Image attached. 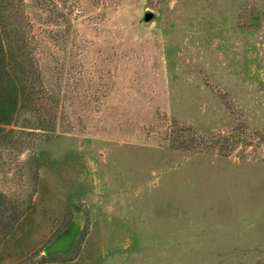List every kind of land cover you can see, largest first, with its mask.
<instances>
[{"label":"rangeland","instance_id":"rangeland-1","mask_svg":"<svg viewBox=\"0 0 264 264\" xmlns=\"http://www.w3.org/2000/svg\"><path fill=\"white\" fill-rule=\"evenodd\" d=\"M0 21L39 65L28 142L0 150V264H264V0Z\"/></svg>","mask_w":264,"mask_h":264},{"label":"trees","instance_id":"trees-1","mask_svg":"<svg viewBox=\"0 0 264 264\" xmlns=\"http://www.w3.org/2000/svg\"><path fill=\"white\" fill-rule=\"evenodd\" d=\"M6 26L0 21V150L18 152L28 142L30 120H35L26 114L39 111L32 101L39 65L27 49V38Z\"/></svg>","mask_w":264,"mask_h":264},{"label":"water","instance_id":"water-1","mask_svg":"<svg viewBox=\"0 0 264 264\" xmlns=\"http://www.w3.org/2000/svg\"><path fill=\"white\" fill-rule=\"evenodd\" d=\"M151 17V13L147 12L144 16L145 20L149 19Z\"/></svg>","mask_w":264,"mask_h":264}]
</instances>
